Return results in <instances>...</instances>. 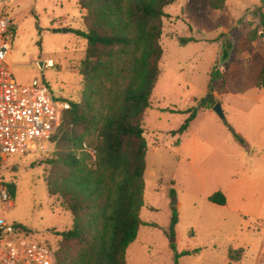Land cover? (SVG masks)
Wrapping results in <instances>:
<instances>
[{"label": "rangeland", "instance_id": "obj_1", "mask_svg": "<svg viewBox=\"0 0 264 264\" xmlns=\"http://www.w3.org/2000/svg\"><path fill=\"white\" fill-rule=\"evenodd\" d=\"M211 1L175 0L165 8L161 74L143 121L144 225L128 249V264H264V89L257 87L264 38L248 39L261 31L264 0H226L223 10ZM5 13L14 22L5 64L16 82L38 79L56 97L81 100L87 40L76 33L85 30L86 15L78 0H14ZM47 60L55 66L40 68ZM216 68L225 83L217 79L209 91ZM203 99L210 109L199 108ZM194 108L187 131L175 133ZM87 142L97 144V134ZM56 145L49 153L2 160L0 189L13 185L15 196L11 206L0 197V219L27 228L21 239L57 247L73 218L48 193L53 169L46 162ZM217 192L225 206L210 202ZM231 253L240 261H231Z\"/></svg>", "mask_w": 264, "mask_h": 264}, {"label": "trees", "instance_id": "obj_2", "mask_svg": "<svg viewBox=\"0 0 264 264\" xmlns=\"http://www.w3.org/2000/svg\"><path fill=\"white\" fill-rule=\"evenodd\" d=\"M175 0H78L85 30L77 35L87 40L86 57L81 63V100L62 98L70 103L55 135L53 158L47 159L53 174L47 180L50 196H58L73 218L72 227L62 231L55 252L58 264H128L127 253L144 225L147 141L143 121L159 80L163 55L161 37L165 8ZM211 8L223 10L226 0H212ZM264 37V15L260 17ZM259 37L251 31L249 41ZM192 39H181L183 44ZM227 52L224 53V57ZM220 79L211 73L208 90ZM264 89V64L257 82ZM203 99L199 108H211ZM175 133L183 134L196 116ZM97 134V144L87 140ZM235 138L244 140L235 133ZM87 142L97 151V162L81 153ZM1 163V159H0ZM15 196L13 185L8 186ZM210 202L225 206L226 197L217 192ZM175 222V221H174ZM173 222V223H174ZM20 233L28 232L22 225ZM243 253V249H238ZM234 252V251H232ZM231 261L239 262L230 254Z\"/></svg>", "mask_w": 264, "mask_h": 264}, {"label": "built area", "instance_id": "obj_3", "mask_svg": "<svg viewBox=\"0 0 264 264\" xmlns=\"http://www.w3.org/2000/svg\"><path fill=\"white\" fill-rule=\"evenodd\" d=\"M14 0H0V159L10 155L49 153L55 145L65 111L70 103L55 96L35 79L19 84L5 64L14 37V22L5 13ZM44 69L55 66L52 60L42 62ZM81 153H88L97 162V151L84 142ZM0 197L9 206L13 196L8 187L0 189ZM19 230L0 219V264H58L55 252L48 246L21 239Z\"/></svg>", "mask_w": 264, "mask_h": 264}, {"label": "water", "instance_id": "obj_4", "mask_svg": "<svg viewBox=\"0 0 264 264\" xmlns=\"http://www.w3.org/2000/svg\"><path fill=\"white\" fill-rule=\"evenodd\" d=\"M39 66H40V68H42V67H43V64L40 63ZM43 78H44V77H43ZM213 110H214V112H216L220 117H223V116H224L220 104H216V105L214 106Z\"/></svg>", "mask_w": 264, "mask_h": 264}, {"label": "crops", "instance_id": "obj_5", "mask_svg": "<svg viewBox=\"0 0 264 264\" xmlns=\"http://www.w3.org/2000/svg\"><path fill=\"white\" fill-rule=\"evenodd\" d=\"M83 13H84L83 15H85L86 14V11L83 10ZM261 35H262V31H259V37L255 41H253L254 44H258V41L264 38V37H261Z\"/></svg>", "mask_w": 264, "mask_h": 264}]
</instances>
